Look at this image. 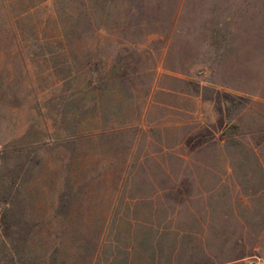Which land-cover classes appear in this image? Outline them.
Segmentation results:
<instances>
[{
	"label": "rangeland",
	"instance_id": "1",
	"mask_svg": "<svg viewBox=\"0 0 264 264\" xmlns=\"http://www.w3.org/2000/svg\"><path fill=\"white\" fill-rule=\"evenodd\" d=\"M10 184L64 264L264 261V0H0Z\"/></svg>",
	"mask_w": 264,
	"mask_h": 264
},
{
	"label": "crops",
	"instance_id": "2",
	"mask_svg": "<svg viewBox=\"0 0 264 264\" xmlns=\"http://www.w3.org/2000/svg\"><path fill=\"white\" fill-rule=\"evenodd\" d=\"M18 188L9 185L6 195L10 200L21 197L22 188ZM1 192H4L3 185H0ZM10 200L6 206L13 209L12 216L5 215L0 223V264H64L61 237L59 242L56 241V234H61L62 230L51 227L49 232L54 234L55 240L47 243L48 227L38 211L40 198L23 195L19 201ZM20 203L21 209L18 208ZM206 233L211 234L212 230ZM224 238L213 240L207 235L196 247L202 250L204 257L189 264H248L251 260L248 254L224 252L231 248V239Z\"/></svg>",
	"mask_w": 264,
	"mask_h": 264
},
{
	"label": "built area",
	"instance_id": "3",
	"mask_svg": "<svg viewBox=\"0 0 264 264\" xmlns=\"http://www.w3.org/2000/svg\"><path fill=\"white\" fill-rule=\"evenodd\" d=\"M248 264H264V261L260 259H251Z\"/></svg>",
	"mask_w": 264,
	"mask_h": 264
}]
</instances>
